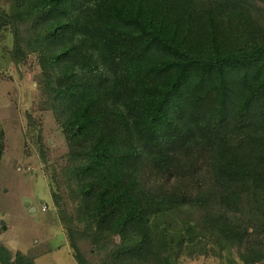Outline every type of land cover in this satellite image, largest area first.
<instances>
[{
	"label": "trees",
	"instance_id": "1",
	"mask_svg": "<svg viewBox=\"0 0 264 264\" xmlns=\"http://www.w3.org/2000/svg\"><path fill=\"white\" fill-rule=\"evenodd\" d=\"M2 27L66 142L77 264L264 259V0H10Z\"/></svg>",
	"mask_w": 264,
	"mask_h": 264
},
{
	"label": "rangeland",
	"instance_id": "2",
	"mask_svg": "<svg viewBox=\"0 0 264 264\" xmlns=\"http://www.w3.org/2000/svg\"><path fill=\"white\" fill-rule=\"evenodd\" d=\"M10 0H0L8 11ZM12 34L0 29V245L11 255L21 252L36 264H77L50 195L53 175L65 163L67 146L51 109L45 106L33 54L18 63L11 56ZM40 150L43 156L40 154ZM56 171V173H54ZM61 199L73 212V201L60 186ZM230 264H242L233 251ZM182 264H229L213 255H181ZM256 264H264V259Z\"/></svg>",
	"mask_w": 264,
	"mask_h": 264
}]
</instances>
